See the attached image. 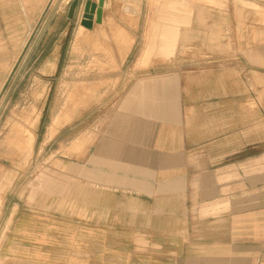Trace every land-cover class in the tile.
<instances>
[{
  "label": "crops",
  "instance_id": "1",
  "mask_svg": "<svg viewBox=\"0 0 264 264\" xmlns=\"http://www.w3.org/2000/svg\"><path fill=\"white\" fill-rule=\"evenodd\" d=\"M49 2L0 0V96L30 40L35 38L27 65L40 61L64 22L71 23L49 21L46 37ZM245 4L244 17L237 18V5L230 4L225 21L217 23L224 29L218 35L222 50L198 55L188 82L167 83L164 94L147 101V116H140L142 101L133 95L127 121L116 129L121 134L86 158L85 170L90 165L92 173L86 188L103 212L129 211L127 200L137 205L130 211L150 221L125 232L151 238L147 262L126 243L100 246L106 264L126 254L128 264H264V2ZM186 11L182 43L198 34L192 27L198 13L188 1ZM4 234L12 235L10 228ZM79 251L85 264L93 262L92 243Z\"/></svg>",
  "mask_w": 264,
  "mask_h": 264
},
{
  "label": "rangeland",
  "instance_id": "2",
  "mask_svg": "<svg viewBox=\"0 0 264 264\" xmlns=\"http://www.w3.org/2000/svg\"><path fill=\"white\" fill-rule=\"evenodd\" d=\"M71 1L50 0L43 18L46 37L52 30L49 21L68 19ZM87 1L97 0H80L71 23L64 22L47 53L27 65L35 38L30 40L0 96V264H68L74 257L77 260L71 263L85 264V252L79 248L86 243L93 246L90 264H106L101 245L126 243L130 250L136 246L137 257L147 262L154 251L146 250L151 238L125 232L148 227L150 221L130 211L137 205L127 200L123 203L129 211L103 212L101 204H95L99 198L86 188L92 173L90 165L86 172L85 160L110 136L121 134L116 129L127 121L133 95L142 101L140 116H147V101L164 94L167 83L188 82L186 74L195 72L198 55L222 50L218 35L224 29L217 23L225 21L230 4L237 5V18H242L247 7L243 1L264 2L187 0L198 13L192 24L198 34L182 43L186 31L181 27L176 46L167 52L161 34L170 22L162 16L177 8L186 25L191 14L186 0L185 10L182 0L175 5L170 4L173 0H138L133 12L125 0H111L108 8L96 11L91 29L82 25ZM59 117L54 133L50 128ZM144 121L148 120L140 119ZM29 133L34 136L30 146ZM7 228L12 235L4 234ZM40 247L55 250L40 251ZM128 261L127 254L121 255L117 264Z\"/></svg>",
  "mask_w": 264,
  "mask_h": 264
},
{
  "label": "bare ground",
  "instance_id": "3",
  "mask_svg": "<svg viewBox=\"0 0 264 264\" xmlns=\"http://www.w3.org/2000/svg\"><path fill=\"white\" fill-rule=\"evenodd\" d=\"M124 1V0H123ZM111 2V0H110ZM138 2V0H125V5H129L132 8V12L133 11H137L138 6L136 5V3ZM175 2L172 1L171 5H175ZM244 3V2H243ZM247 3V2H245ZM248 5V4H247ZM251 6V5H250ZM249 6V7H250ZM253 6V5H252ZM255 6V5H254ZM103 8V0H98L96 3V8ZM172 7V6H171ZM256 7V6H255ZM254 7V8H255ZM258 7V6H257ZM130 8V9H131ZM260 9V8H259ZM257 9V10H259ZM176 10H179L177 8H172L171 11L169 13L166 12V15H163L162 17H165V19L168 20V22H170L169 24H167V29H165L163 31V33L161 34V43L162 46L164 48V50H166L167 52H172L174 47L176 46V42H177V34L179 31V27L184 24L186 22V18L185 15L181 12V10H179L180 12H177ZM256 10V9H255ZM126 11L129 12L130 10L128 9V7L126 8ZM95 15V12H94ZM60 118H56L53 121V124L51 126V131H55L56 128L60 125ZM62 120V119H61ZM55 133V132H54ZM50 134V133H49ZM51 135V134H50ZM50 138V137H49ZM34 141V136L32 133H29V136L26 137V142L29 144V146L32 144V142Z\"/></svg>",
  "mask_w": 264,
  "mask_h": 264
},
{
  "label": "water",
  "instance_id": "4",
  "mask_svg": "<svg viewBox=\"0 0 264 264\" xmlns=\"http://www.w3.org/2000/svg\"><path fill=\"white\" fill-rule=\"evenodd\" d=\"M110 0H103V8H108ZM80 0H72L69 4L67 18L72 20L75 16L76 10ZM96 11V3L87 1L84 6V15L82 25L88 29H91L94 21V12ZM19 62V61H18Z\"/></svg>",
  "mask_w": 264,
  "mask_h": 264
}]
</instances>
